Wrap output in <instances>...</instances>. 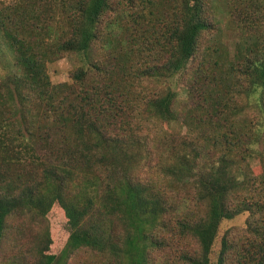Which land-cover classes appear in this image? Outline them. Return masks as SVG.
<instances>
[{"label":"trees","instance_id":"1","mask_svg":"<svg viewBox=\"0 0 264 264\" xmlns=\"http://www.w3.org/2000/svg\"><path fill=\"white\" fill-rule=\"evenodd\" d=\"M109 1L74 0L69 5L66 38L57 43V54L87 51L97 24L110 9ZM230 1L232 10L242 7L251 17L248 5L253 4L248 0L244 7L245 0ZM227 2L176 0L164 11L154 7L132 18L118 17L139 29L152 17L169 21L161 35L165 39L161 50L168 51L169 58L147 72L171 75L195 59L203 32L218 22L215 16L209 19L207 8L212 4L224 8ZM22 3L33 20L15 26H40L50 38L47 1ZM256 5V36H248L250 41L226 64L234 81L223 83V95L213 97L211 89H204L203 101L194 106L199 113L195 116L186 106L177 110L175 90L146 99L140 91L131 93L124 77L119 81L105 73L94 78V90L81 88L80 94L55 103L66 88L50 86L44 73V62L55 49L44 45L39 53L29 50L9 26L10 14L0 11L1 38L15 48L21 74L0 81V147L10 153L0 160V247L12 215L40 220L58 204L69 228L58 254L40 252L17 264H66L71 253L83 248L105 256L104 264H148L150 249H163L168 239L188 238L196 246L183 248L178 264H264V160L259 173L248 161L264 116L258 126L251 125L246 146L239 144L243 131L233 128L230 119L246 107H256L264 115V3ZM125 27L130 29L128 23ZM238 95L243 103L235 102ZM140 100L145 102L142 110ZM143 120L166 126L179 122L187 131L175 136L164 129H145L139 125ZM244 211L251 218L243 236L236 238L242 241H233L227 230L212 259L221 221Z\"/></svg>","mask_w":264,"mask_h":264},{"label":"rangeland","instance_id":"2","mask_svg":"<svg viewBox=\"0 0 264 264\" xmlns=\"http://www.w3.org/2000/svg\"><path fill=\"white\" fill-rule=\"evenodd\" d=\"M46 1L49 5V12L52 14L48 30L52 32L50 38L45 35L46 32L40 26H33V28L30 25V27L25 26L24 28L15 26V22L26 23L33 20V15L23 5V0H0V11L5 15L10 14L9 26L16 32L19 40H24L23 44L28 46L29 50L39 53L44 45H49L52 50L55 49V53L51 55L52 58L44 62V73L50 82V86L60 84L66 86V88L62 87L59 101L55 103H61L60 99H63V97L67 99L72 98L75 94H80L81 88L94 90V78H99L105 73L113 79H119V81L124 77L123 80L129 85L130 92H135V95H137V92L140 91L141 96H145L146 99L157 97L168 88L175 90L179 95L175 102L177 110L179 112L183 111L184 109L181 108L186 106L194 116L199 114L194 106L203 101L202 93L204 89H211L213 97L223 95V83L234 81L235 77L229 73V68L227 71L226 64L234 60L237 52L243 49L246 42L250 41L247 38L248 36H256L253 21V19H259L254 18L258 8L256 4L259 3L262 7L264 3V0H248L254 6L253 8V6L248 5V12H251V17L243 12L242 7L236 6L232 10L230 0L224 8L210 5L207 8L209 19L215 16L218 22L214 23L213 30L203 32L195 59L182 72L152 76L147 71L151 67L164 65L163 63L169 58V52L164 53L161 50L162 42L165 40L161 35L169 25V21L163 19V21H157L152 17L151 20L142 22L139 29L138 26L133 25L134 23L131 20L119 19L118 16L132 18V15H136L137 12H146L154 7L164 11L166 5L176 0H151V3L148 0H110V9L101 17V22L97 24L96 37L87 51L84 53L67 51L58 54L57 43L60 44L66 38L63 30L67 29L66 16L72 12V9L68 7L74 0ZM210 1L220 4L223 0H207L208 5ZM245 2L246 0L243 2V7ZM126 23L130 25V29H126ZM1 37L0 34V81L13 75H21L19 74L18 65L15 64V48L11 49ZM97 67L101 70V73L96 69ZM82 69L85 72L78 79L77 75L82 73ZM14 84L11 82V85ZM123 84H119L120 87ZM17 86L12 87L14 92ZM185 99H188V102H184ZM239 99L242 103L244 102V98H240V95L235 97V102L239 103ZM144 107L145 102L140 100L138 109L142 110ZM228 113L230 115L231 112ZM258 115L259 111L256 107H246L243 112L230 115L231 121L234 122L233 128L243 131L239 143L241 146H246L247 134H249L248 131L251 125L256 124L258 126L260 124L258 120H261L264 116L263 114ZM19 117L24 119L22 113L19 114ZM243 118L244 120H242ZM250 119L252 122L249 123ZM132 122L139 121L132 120ZM139 125L145 129L153 127L154 130L160 132L164 129L175 136L183 135L187 131V126L179 122L166 126L156 120L149 122L143 120ZM252 147V155L248 161L254 173H259L264 160V127ZM9 154L0 147V160L6 158ZM249 218H251L250 213L244 211L231 219L221 221L212 248V259L216 257L220 249L221 237L226 234L227 230H229L227 235L233 241H242V239L236 238L243 236L245 233ZM168 223L173 225L174 218H170ZM7 227L5 239H3L0 247V264H17V262L22 263V261L33 260L40 252L58 254L69 235L67 220L58 204H54L46 217L40 220L31 219L26 215H12L8 219ZM18 227L23 230L24 235L20 233ZM195 246L194 239L188 238L181 241L179 239H168V245L163 249H150L148 264H178L177 256L180 251H183V248L192 249ZM105 260V256L83 248L71 253L66 264H104Z\"/></svg>","mask_w":264,"mask_h":264}]
</instances>
